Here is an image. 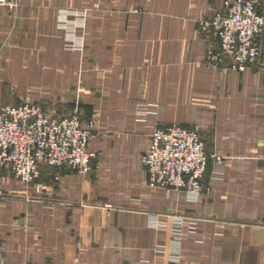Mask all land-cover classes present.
Segmentation results:
<instances>
[{
  "label": "crops",
  "instance_id": "obj_1",
  "mask_svg": "<svg viewBox=\"0 0 264 264\" xmlns=\"http://www.w3.org/2000/svg\"><path fill=\"white\" fill-rule=\"evenodd\" d=\"M231 1L115 0L130 12L114 13L116 27L89 41L83 63L63 52L59 0L0 6V105L66 93L70 104L56 107L69 113L84 65L82 114L99 113L90 148L105 151L89 175L46 168L26 188L0 174L11 196L0 197V264H264V56L243 71L209 63L198 26ZM171 123L198 129L225 159L210 162L196 201L148 183L142 154L156 126ZM41 183L43 196L27 199Z\"/></svg>",
  "mask_w": 264,
  "mask_h": 264
},
{
  "label": "built area",
  "instance_id": "obj_2",
  "mask_svg": "<svg viewBox=\"0 0 264 264\" xmlns=\"http://www.w3.org/2000/svg\"><path fill=\"white\" fill-rule=\"evenodd\" d=\"M18 5V0H0L8 10ZM83 15L71 11L59 17L68 49L81 45ZM203 23L210 41L207 62L243 71L264 56V0L227 2ZM82 115L76 109L58 113L27 101L0 105V171L27 184L38 180L46 168L89 173L96 154L89 146L91 125L84 124ZM212 160L224 163V158L208 151L198 129L180 123L158 124L142 155L150 186L175 189L191 201L206 190L204 179ZM182 229L183 219L178 218L172 234L175 261L180 258Z\"/></svg>",
  "mask_w": 264,
  "mask_h": 264
},
{
  "label": "rangeland",
  "instance_id": "obj_3",
  "mask_svg": "<svg viewBox=\"0 0 264 264\" xmlns=\"http://www.w3.org/2000/svg\"><path fill=\"white\" fill-rule=\"evenodd\" d=\"M114 1L115 0H59V5L55 6L56 7L57 22H59V17H61L62 14L66 13V12H71V11L78 12L79 11V12H84L85 13V15H83V21L85 22V25L82 28L83 31L80 34V38L82 40L81 41V45L79 46V48H76L75 50H72V49H68L66 47V41H64L63 48H62L64 53L79 54L80 57H78V59H76V60L79 61L80 63H83L84 61L88 60L87 59V55H88L87 47L89 45L88 44L89 41H90L91 44H94V45L97 46V44H98V42L100 40V31L103 30V32H105V30L114 29L116 27V21H115V18H114V13H116V12L120 13L122 11L123 12H128V13L130 12L129 6H123V7H121L120 5L117 6V5H115ZM18 2H19L18 7H16L14 10H10V11H13V12H17L18 11V9L20 8L21 0H18ZM73 16H74V19H75L76 16L75 15H73ZM206 20H208V19L201 20L198 23L199 24L198 25L199 26V30L204 35V37L207 36V32H206V29L204 28V23H203ZM119 24H121L123 28L129 27L128 19L127 20L123 19L121 21L119 20ZM72 25L74 27H77L76 23L74 21H72ZM58 29L61 30V32L63 34V38H65L64 40H66V37H67L66 28H61L59 26V24H58ZM77 32H80V31H77ZM107 34H109V33H107ZM109 38L113 39L114 36L108 37V40H109ZM209 46H210V41L207 42L206 61H207V52H208ZM96 55L97 54H93V56H96ZM88 56L92 57V55H88ZM90 60H92V62H93L94 59H90ZM75 75H76L77 80H74V81L78 85V88L76 87L77 88V96H75V98H74V103H73L74 107L72 108V110L70 112H72V111H74L76 109V110H78V111H80L82 113V107H81V103H80L81 101H80V97H78V96H80V94H81L80 93L81 91H79V89H80L79 81L85 79L86 76H87V72H86V69H84V65H81L80 69L76 70ZM16 91H17V89H16ZM47 91H48V93L46 94V92H44L43 95L48 96L47 98L53 97L52 91L51 90H47ZM50 99H52V98H50ZM59 99H63L64 102H58V101H32V100L30 101L29 99L24 100V101L39 103V104H41L43 106L49 107V108L57 111L58 113H62L57 108V107H59L58 104L61 105V106H63V105L67 106L68 104H70V103L67 102V101H70V99H69V96L66 95V93H63ZM15 103H20V102H12V103L11 102H9V103L6 102L3 105L15 104ZM60 109H63V107H61ZM63 111H65V110H63ZM82 117L84 119L83 121H84L85 125H88V124L91 125V134H90L91 138L93 136H95V135L97 136V134L95 133V130L97 128V121L99 120V113L97 112V115H95L91 119H86L83 115H82ZM97 118H98V120H97ZM150 140H151V138H150ZM89 146H90V144H89ZM97 148L98 147H96V149L90 148L96 154L95 158L92 161V169H91V171L93 170L94 161L97 160L98 157L105 155V151H104L103 148H101L100 150L97 149ZM106 152H107L108 156L109 155H114L113 152H109L108 150H106ZM69 171H73V170H69ZM91 171L89 173H87V174L86 173L82 174V173H79L78 171H74V172L79 173L81 175H89L91 173ZM1 173L10 174V177H12L15 181H17L18 184H21L22 186H25L26 188H29L30 186H33L36 183H38L39 179L42 177V175H41V177L38 180L27 184V183L21 182L19 179H17L15 176H13L10 172H8L6 170L0 171V174ZM57 179H59V177ZM41 184L42 185L37 188V193H36L37 195L33 193L32 195L27 197V199L34 200L35 196H38V197H40V196L42 197L43 196V194H41L40 192L43 189L47 190L50 187V184H45V183H41ZM0 190H2V192H3L2 194L0 193V197L1 198L11 197L10 195L6 194V191L1 186H0ZM173 190H175V189H173ZM4 191H5V193H4ZM38 192H39V194H38ZM178 218H182L183 219V217H181V216H176V218L174 220L177 221Z\"/></svg>",
  "mask_w": 264,
  "mask_h": 264
}]
</instances>
